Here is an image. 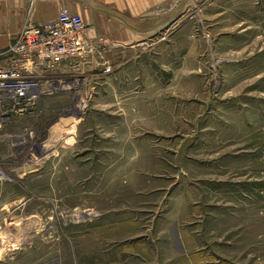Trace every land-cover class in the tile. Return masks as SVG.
Wrapping results in <instances>:
<instances>
[{
    "label": "rangeland",
    "instance_id": "374dc122",
    "mask_svg": "<svg viewBox=\"0 0 264 264\" xmlns=\"http://www.w3.org/2000/svg\"><path fill=\"white\" fill-rule=\"evenodd\" d=\"M242 1L96 45L0 126V264H264V0Z\"/></svg>",
    "mask_w": 264,
    "mask_h": 264
},
{
    "label": "built area",
    "instance_id": "2783aa9c",
    "mask_svg": "<svg viewBox=\"0 0 264 264\" xmlns=\"http://www.w3.org/2000/svg\"><path fill=\"white\" fill-rule=\"evenodd\" d=\"M104 42L91 40L83 17L68 7L50 23L27 24L0 49V126L31 112L57 76L76 71Z\"/></svg>",
    "mask_w": 264,
    "mask_h": 264
},
{
    "label": "crops",
    "instance_id": "0c3cea01",
    "mask_svg": "<svg viewBox=\"0 0 264 264\" xmlns=\"http://www.w3.org/2000/svg\"><path fill=\"white\" fill-rule=\"evenodd\" d=\"M186 1L0 0V49L16 40L27 24L56 20L63 7L83 17L91 40L103 39L116 48H133L152 40L154 33H160L162 40V33L184 14ZM242 2L249 4V0Z\"/></svg>",
    "mask_w": 264,
    "mask_h": 264
},
{
    "label": "bare ground",
    "instance_id": "6f19581e",
    "mask_svg": "<svg viewBox=\"0 0 264 264\" xmlns=\"http://www.w3.org/2000/svg\"><path fill=\"white\" fill-rule=\"evenodd\" d=\"M32 228V227H31Z\"/></svg>",
    "mask_w": 264,
    "mask_h": 264
}]
</instances>
